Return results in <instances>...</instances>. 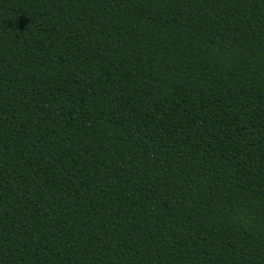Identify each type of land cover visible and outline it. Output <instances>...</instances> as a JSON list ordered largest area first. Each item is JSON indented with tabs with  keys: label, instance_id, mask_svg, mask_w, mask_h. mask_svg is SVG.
I'll use <instances>...</instances> for the list:
<instances>
[{
	"label": "trees",
	"instance_id": "trees-1",
	"mask_svg": "<svg viewBox=\"0 0 264 264\" xmlns=\"http://www.w3.org/2000/svg\"><path fill=\"white\" fill-rule=\"evenodd\" d=\"M0 264H264V0H0Z\"/></svg>",
	"mask_w": 264,
	"mask_h": 264
}]
</instances>
